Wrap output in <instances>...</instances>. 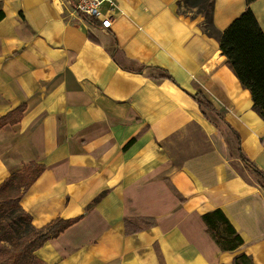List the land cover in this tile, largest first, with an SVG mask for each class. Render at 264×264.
<instances>
[{
	"label": "crops",
	"instance_id": "0c3cea01",
	"mask_svg": "<svg viewBox=\"0 0 264 264\" xmlns=\"http://www.w3.org/2000/svg\"><path fill=\"white\" fill-rule=\"evenodd\" d=\"M110 29L70 0H0V184L43 172L19 205L39 229L78 219L45 264H264V121L184 0H111ZM193 1V0H189ZM250 9L264 33V0ZM245 0H213L223 32ZM110 12V13H109ZM234 131L238 137L231 132ZM243 245L224 252L202 215Z\"/></svg>",
	"mask_w": 264,
	"mask_h": 264
},
{
	"label": "trees",
	"instance_id": "16d2710c",
	"mask_svg": "<svg viewBox=\"0 0 264 264\" xmlns=\"http://www.w3.org/2000/svg\"><path fill=\"white\" fill-rule=\"evenodd\" d=\"M189 0H184L188 4ZM256 0H245L244 12L231 25L219 32L213 25V0L189 1L202 14V32L218 41L219 49L226 58V64L241 86L251 94L253 110L264 121V33L258 25L250 4ZM194 3V4H193ZM3 13L0 11V20ZM7 118L0 119V128L7 124ZM231 130V129H230ZM236 136V133L231 130ZM242 163L260 179L264 187V174L239 152ZM44 167L30 163L0 184V264H45L34 253L48 240L57 238L78 219L55 220L42 228H35L31 217L20 207L19 202L31 184L43 172ZM207 231L224 252H235L242 245L236 233L221 210L202 215ZM233 264H252L244 254L235 257Z\"/></svg>",
	"mask_w": 264,
	"mask_h": 264
},
{
	"label": "built area",
	"instance_id": "2783aa9c",
	"mask_svg": "<svg viewBox=\"0 0 264 264\" xmlns=\"http://www.w3.org/2000/svg\"><path fill=\"white\" fill-rule=\"evenodd\" d=\"M76 13L87 20H98L103 29H110L111 18L109 14L103 12L105 3L109 6V11H113L114 3L111 0H70ZM110 13V12H109Z\"/></svg>",
	"mask_w": 264,
	"mask_h": 264
},
{
	"label": "rangeland",
	"instance_id": "374dc122",
	"mask_svg": "<svg viewBox=\"0 0 264 264\" xmlns=\"http://www.w3.org/2000/svg\"><path fill=\"white\" fill-rule=\"evenodd\" d=\"M191 2V1H190ZM189 1H188V4H185V5H183V7H182V9H180V11L181 12H188V11H190L191 9H190V5H191V3H190ZM194 4V3H193ZM198 11V10H197Z\"/></svg>",
	"mask_w": 264,
	"mask_h": 264
}]
</instances>
